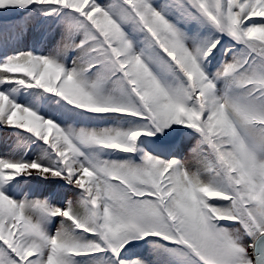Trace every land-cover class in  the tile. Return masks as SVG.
Segmentation results:
<instances>
[{
  "label": "snow or ice",
  "instance_id": "obj_1",
  "mask_svg": "<svg viewBox=\"0 0 264 264\" xmlns=\"http://www.w3.org/2000/svg\"><path fill=\"white\" fill-rule=\"evenodd\" d=\"M0 264H264V0H0Z\"/></svg>",
  "mask_w": 264,
  "mask_h": 264
},
{
  "label": "trees",
  "instance_id": "obj_2",
  "mask_svg": "<svg viewBox=\"0 0 264 264\" xmlns=\"http://www.w3.org/2000/svg\"><path fill=\"white\" fill-rule=\"evenodd\" d=\"M0 151H4V148L2 145H0Z\"/></svg>",
  "mask_w": 264,
  "mask_h": 264
}]
</instances>
